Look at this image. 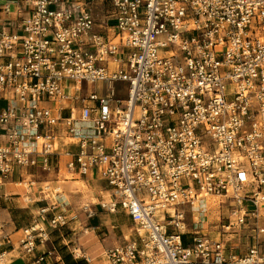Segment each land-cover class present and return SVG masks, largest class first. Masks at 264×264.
Listing matches in <instances>:
<instances>
[{
  "label": "built area",
  "instance_id": "obj_1",
  "mask_svg": "<svg viewBox=\"0 0 264 264\" xmlns=\"http://www.w3.org/2000/svg\"><path fill=\"white\" fill-rule=\"evenodd\" d=\"M2 17L0 182L62 157L67 175L104 181L100 209L133 224L108 264H264V0H0ZM210 199L229 202L216 238ZM68 223L38 209L18 241L30 264ZM245 227L240 256L223 235ZM9 245L0 229V264Z\"/></svg>",
  "mask_w": 264,
  "mask_h": 264
},
{
  "label": "crops",
  "instance_id": "obj_2",
  "mask_svg": "<svg viewBox=\"0 0 264 264\" xmlns=\"http://www.w3.org/2000/svg\"><path fill=\"white\" fill-rule=\"evenodd\" d=\"M94 15L98 23L97 30L104 32L106 28L112 27V22L106 17V11L100 3L95 5ZM2 18H0V22L6 24L7 22L5 23L4 18ZM5 20L9 21L10 24H7L10 30H14L18 27V20L15 16L8 17ZM108 34L110 36L112 35L110 32ZM125 95L124 89L119 86L118 96L125 98ZM66 161L67 158L62 157L59 161V169L57 168L51 171V173H43L39 176L38 173H42L41 171L28 169V175L25 176L29 179L41 177V181L29 183L33 185L37 184V187H31L28 184L29 193L26 194H29L30 198L34 200L33 202L31 200V206H22V208L30 210L33 217L32 223L37 219L38 209L50 205H56L57 212H65V215L69 219L67 226L50 235L49 243H47L45 249L42 247L37 248L35 256L45 255L46 252H49L50 255L44 256V264H108L104 253L115 246L125 243V240L131 237L133 224L124 212L120 210L115 214H110L101 210L99 203L109 200L110 191L106 183L98 179L95 175L80 178L67 175L64 168ZM51 176L56 178L52 184L57 186L54 189L55 194L53 195H51V188L47 186V184H49L48 179ZM22 179L24 180V177ZM22 179L19 178V173L15 171V174L10 179L0 182V229L9 236L11 241V246H4V249H6L9 254L6 264H30L32 259V257L24 256L18 247L21 230L24 228L18 229L15 225L11 209L15 201H21L23 199L22 197L25 196L22 195L20 198H11L13 195L18 194L13 193L11 186ZM69 181H73L71 183L72 186H64L68 184L67 182ZM78 181H82L83 183L100 182L105 186L103 192L109 193L108 199L102 197L100 202L95 199V204L89 203L91 206L84 205L90 208L93 215L92 217H89L88 213L83 209V212L75 211L76 207H74V205L77 204V201H75L76 199L74 200L73 197L63 195L65 189H76L74 186L77 185ZM44 187H48V190H44ZM2 205L6 207H1ZM77 206H80V204H77ZM39 220L42 221V219ZM260 226L261 225H259L258 228L264 229V227L262 228ZM69 232H72V234H69ZM251 235V231H242L231 236L223 235V239L228 249L231 251L233 250L232 252L236 255L242 256L246 254L248 248L253 243ZM261 240L264 241V239ZM77 251L81 254L80 256L74 254L75 252L77 253Z\"/></svg>",
  "mask_w": 264,
  "mask_h": 264
},
{
  "label": "rangeland",
  "instance_id": "obj_3",
  "mask_svg": "<svg viewBox=\"0 0 264 264\" xmlns=\"http://www.w3.org/2000/svg\"><path fill=\"white\" fill-rule=\"evenodd\" d=\"M97 86L98 85L84 84L83 85L84 92L86 90L96 88ZM100 86H102V84ZM100 92H102V90ZM120 96H122V95H120ZM5 106H6V102L3 100H0V109H3ZM38 174H39V176H41V174H43V173H38ZM22 180L16 182V183H22V186H20V187H16V185L11 186L13 193H18L17 195H13V197H11V198H20V197H22V195H25L24 197H22L23 199L21 201H18V202L15 201V203L12 204V208H11L12 212H13L12 216H13V219L15 221V225L18 228L28 227L31 225V223L33 221V217L30 213V210L26 209V208H22V206L23 207H26L29 205L31 206V200H32V202L34 200L30 198L29 194H26V193H29L28 184L30 182L41 181V177H38V178L34 177L31 179L24 177V180L23 181ZM55 180H56V178L54 176H51L48 179L49 184H47V186L49 188H51V191H52L51 195L55 194L54 189L57 187L54 184H52V182H54ZM72 182L73 181H69V182H67L68 184H65L64 186L68 185V187H70V186H72V184H71ZM37 186H38L37 184L33 185V187H37ZM74 187L76 189H69V190L65 189V191H63V195L73 197L74 200L76 199L75 200V201H77L76 203L80 204V206H77V204L74 205V207H76L75 211L83 212L82 209H83L84 205H90L89 203L95 204L96 203L95 199H97L99 202L102 200V197H105V199H108L109 193L103 192V190H105V186H104V184H102L100 182L83 183L82 181H78L77 185H75ZM98 197H99V199H98ZM209 204H210L211 209H210L209 214H208L209 228H208L207 232H208V234L211 235V237L216 238L218 235V232H220V227L223 224H225L224 216L227 214V211L225 208H228L229 202L227 201L224 206L222 205V206L218 207L216 200L211 199ZM1 207H6V206L2 205ZM259 225H261L260 227H262V228L264 227V218L260 219ZM241 231H249V230H248V227H245V228H241ZM69 234H72V232H69ZM261 239H264V234L261 235ZM77 255L78 256L81 255L79 253V251H77Z\"/></svg>",
  "mask_w": 264,
  "mask_h": 264
},
{
  "label": "bare ground",
  "instance_id": "obj_4",
  "mask_svg": "<svg viewBox=\"0 0 264 264\" xmlns=\"http://www.w3.org/2000/svg\"><path fill=\"white\" fill-rule=\"evenodd\" d=\"M14 185H16V187H20V186H22V183H15Z\"/></svg>",
  "mask_w": 264,
  "mask_h": 264
},
{
  "label": "trees",
  "instance_id": "obj_5",
  "mask_svg": "<svg viewBox=\"0 0 264 264\" xmlns=\"http://www.w3.org/2000/svg\"><path fill=\"white\" fill-rule=\"evenodd\" d=\"M25 228H27V227H25ZM18 229H19V228H18ZM53 232H55V231H53ZM53 232H52V233H53ZM52 233H51V234H52ZM185 244H186V243H185Z\"/></svg>",
  "mask_w": 264,
  "mask_h": 264
}]
</instances>
